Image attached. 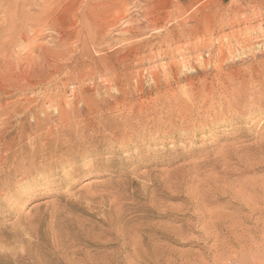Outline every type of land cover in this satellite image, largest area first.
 Returning a JSON list of instances; mask_svg holds the SVG:
<instances>
[{"label": "rangeland", "instance_id": "1", "mask_svg": "<svg viewBox=\"0 0 264 264\" xmlns=\"http://www.w3.org/2000/svg\"><path fill=\"white\" fill-rule=\"evenodd\" d=\"M251 40L264 0H0V264H264Z\"/></svg>", "mask_w": 264, "mask_h": 264}, {"label": "bare ground", "instance_id": "2", "mask_svg": "<svg viewBox=\"0 0 264 264\" xmlns=\"http://www.w3.org/2000/svg\"><path fill=\"white\" fill-rule=\"evenodd\" d=\"M118 1V0H117ZM47 3H49V2H47ZM115 3H116V1H111V2H105V3H100V2H98L97 4H98V8L97 9H102L101 11H100V13H107V12H111L110 10L113 8V6L115 5ZM86 7V6H85ZM46 9V8H45ZM88 9V8H87ZM45 14V13H44ZM114 14V13H113ZM106 15V14H105ZM100 16V15H99ZM113 16V15H112ZM115 16V15H114ZM106 17V16H105ZM101 18H103V17H101ZM112 19H113V17H112ZM108 28V27H107ZM92 32V31H91ZM210 32V31H209ZM88 34H89V32H88ZM93 34H94V31H93ZM92 34V35H93ZM88 37V36H87ZM87 37L85 36V38L87 39ZM84 38V39H85ZM85 39V40H86ZM258 40V39H257ZM87 43V42H86ZM89 43V42H88ZM263 41L261 42V41H255V42H252V40H251V45H254V47H258V49H260L262 46H263ZM249 46V45H248ZM138 53V52H137ZM123 61V60H122ZM124 62V61H123ZM130 62V61H129ZM12 63V62H11ZM130 65V64H129ZM132 66V65H131ZM6 67V66H5ZM127 67V66H126ZM108 69V68H107ZM9 70V69H8ZM108 71H109V73L110 72H112L113 70H111L110 68L108 69ZM105 72V71H104ZM115 73V72H114ZM116 74V73H115ZM116 76V75H115ZM215 99V98H214ZM72 102V101H71ZM229 107V106H228ZM67 109V108H66ZM147 127V126H146ZM145 131V130H144ZM152 134V133H151ZM147 137V136H146ZM67 152V151H66ZM42 161V160H41ZM46 171V170H45ZM1 175V174H0Z\"/></svg>", "mask_w": 264, "mask_h": 264}]
</instances>
